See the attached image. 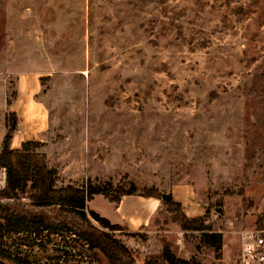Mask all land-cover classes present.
Returning <instances> with one entry per match:
<instances>
[{
    "label": "rangeland",
    "instance_id": "obj_1",
    "mask_svg": "<svg viewBox=\"0 0 264 264\" xmlns=\"http://www.w3.org/2000/svg\"><path fill=\"white\" fill-rule=\"evenodd\" d=\"M24 73L36 94L16 99ZM10 129L40 143L57 188L133 185L131 208L142 193L170 197L153 198L145 223L100 195L87 203L124 229L112 235L135 264H167L164 244L237 264L239 232L264 223V0H0V134ZM182 216L221 233L218 254ZM6 237L33 264H108L65 232Z\"/></svg>",
    "mask_w": 264,
    "mask_h": 264
},
{
    "label": "trees",
    "instance_id": "obj_2",
    "mask_svg": "<svg viewBox=\"0 0 264 264\" xmlns=\"http://www.w3.org/2000/svg\"><path fill=\"white\" fill-rule=\"evenodd\" d=\"M12 134V129L5 133L0 150V170L4 172V185L0 189V264H33L22 258L17 249L11 251L14 241L4 240L10 234L23 231L33 235L34 239L44 232H65L80 239L89 251L99 252L108 264H135L132 253L112 235V232L124 229L87 210V203L94 196L100 195L109 203H117L124 196L135 195V187L130 185L124 189L108 182L102 187L87 184L79 188L70 185L57 188L58 172L47 165L43 153L36 151L40 143L27 141L18 150H10L7 144ZM139 196L161 199L151 192ZM22 198L26 204L21 202ZM163 203L172 204L170 199ZM179 224L183 232H199L201 241L218 254L222 235L211 232L203 218L189 220L182 216ZM162 259L167 264H201L194 258H175L168 244L162 247Z\"/></svg>",
    "mask_w": 264,
    "mask_h": 264
},
{
    "label": "crops",
    "instance_id": "obj_3",
    "mask_svg": "<svg viewBox=\"0 0 264 264\" xmlns=\"http://www.w3.org/2000/svg\"><path fill=\"white\" fill-rule=\"evenodd\" d=\"M35 80L33 78L32 75L29 74H19L17 80H16V95L17 98L16 99H22L24 95L26 94H31L30 97H34V95L36 94V88H35ZM29 96L26 97V100H28L30 98ZM34 103V101H33ZM14 106L15 102H14ZM29 105L26 106L25 111L27 113H30L31 115L34 114V120L33 125L34 127L36 126H40V125H44L43 124V116L42 118L40 117L42 114L38 109H35L36 107H28ZM13 112V111H12ZM38 116V117H37ZM16 131L12 134L10 141L8 142L7 146L10 150H17L20 148L21 144L24 142H27L29 140H25L23 139L24 135H19L17 136ZM6 133V132H5ZM5 133H1L0 134V142L2 141ZM1 145H0V150H1ZM124 197H130V196H124ZM122 197V198H124ZM122 198L117 202V203H111V204H116V212H119V214L122 217L129 218V217H134L135 220H140V221H147L152 214L155 212V210L157 209V202L155 199L153 198H147V199H143V201H139L140 203H137L139 207H128L126 205L123 206V199ZM123 206V208H122ZM127 207V208H126ZM122 209V210H121ZM108 220V219H107ZM145 223V222H144ZM143 223V224H144ZM131 230V229H130ZM132 230H136V229H132ZM221 234V233H220ZM202 264V263H201Z\"/></svg>",
    "mask_w": 264,
    "mask_h": 264
},
{
    "label": "built area",
    "instance_id": "obj_4",
    "mask_svg": "<svg viewBox=\"0 0 264 264\" xmlns=\"http://www.w3.org/2000/svg\"><path fill=\"white\" fill-rule=\"evenodd\" d=\"M240 256L237 264H264V223L239 232Z\"/></svg>",
    "mask_w": 264,
    "mask_h": 264
},
{
    "label": "water",
    "instance_id": "obj_5",
    "mask_svg": "<svg viewBox=\"0 0 264 264\" xmlns=\"http://www.w3.org/2000/svg\"><path fill=\"white\" fill-rule=\"evenodd\" d=\"M161 199L163 201H168L170 199V197L168 195H161Z\"/></svg>",
    "mask_w": 264,
    "mask_h": 264
}]
</instances>
